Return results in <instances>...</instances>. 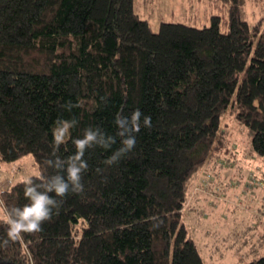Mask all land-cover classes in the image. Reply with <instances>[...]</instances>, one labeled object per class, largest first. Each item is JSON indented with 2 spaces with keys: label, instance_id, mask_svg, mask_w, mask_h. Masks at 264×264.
I'll return each mask as SVG.
<instances>
[{
  "label": "trees",
  "instance_id": "1",
  "mask_svg": "<svg viewBox=\"0 0 264 264\" xmlns=\"http://www.w3.org/2000/svg\"><path fill=\"white\" fill-rule=\"evenodd\" d=\"M225 1L228 14L210 25L162 21L154 31L134 0H0L3 162L32 155L47 179L57 174L47 162L58 118L76 120L79 138L97 127L116 135L121 110L151 117L114 164L104 161L119 137L86 151L83 191L57 197L41 231L4 243L0 219V264H205L182 217L193 177L212 173L226 149L224 114L264 158V20L250 24L243 0ZM74 151L69 142L57 155ZM23 188L1 192L4 214L28 202Z\"/></svg>",
  "mask_w": 264,
  "mask_h": 264
},
{
  "label": "rangeland",
  "instance_id": "2",
  "mask_svg": "<svg viewBox=\"0 0 264 264\" xmlns=\"http://www.w3.org/2000/svg\"><path fill=\"white\" fill-rule=\"evenodd\" d=\"M134 5L154 31L162 21L202 27L211 24L212 15L228 14L225 0H134ZM242 14L250 24L264 20V0H243ZM221 125L227 131L221 161L211 162L212 173L200 170L193 177L182 218L205 264H247L264 255V158L234 114H224ZM37 174L32 155L15 162L0 159V194Z\"/></svg>",
  "mask_w": 264,
  "mask_h": 264
},
{
  "label": "clouds",
  "instance_id": "3",
  "mask_svg": "<svg viewBox=\"0 0 264 264\" xmlns=\"http://www.w3.org/2000/svg\"><path fill=\"white\" fill-rule=\"evenodd\" d=\"M63 107L71 111L74 105L69 102ZM141 116L139 109L127 115L121 110L114 118L116 135H107L97 127L85 129L83 136L79 138H73L71 135L72 129L77 125L76 120L58 118L51 128L53 158L47 162L49 167L57 170V174L47 179L37 174L36 179L41 181L39 184L34 183L31 176L23 178V195L28 202L23 207L10 209L0 218L8 226L6 229L8 239L4 243L8 240H17L22 233L41 231L42 224L52 218L57 197L64 198L69 193L78 194L83 191L82 175L88 169V162L85 159L88 149L99 146L107 151L119 137L121 147L104 161L107 165L114 164L124 153L132 151L141 126L151 127V117L144 116L141 121ZM69 142L75 151L62 159L57 153L61 145H67ZM50 193L55 195H49Z\"/></svg>",
  "mask_w": 264,
  "mask_h": 264
},
{
  "label": "crops",
  "instance_id": "4",
  "mask_svg": "<svg viewBox=\"0 0 264 264\" xmlns=\"http://www.w3.org/2000/svg\"><path fill=\"white\" fill-rule=\"evenodd\" d=\"M4 213H5V210H4V208L2 207V209H0V216H3Z\"/></svg>",
  "mask_w": 264,
  "mask_h": 264
}]
</instances>
